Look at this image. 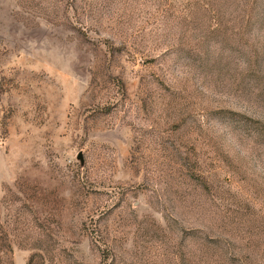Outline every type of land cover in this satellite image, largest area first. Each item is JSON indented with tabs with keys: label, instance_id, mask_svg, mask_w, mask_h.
Wrapping results in <instances>:
<instances>
[{
	"label": "rangeland",
	"instance_id": "374dc122",
	"mask_svg": "<svg viewBox=\"0 0 264 264\" xmlns=\"http://www.w3.org/2000/svg\"><path fill=\"white\" fill-rule=\"evenodd\" d=\"M0 264H264V0H0Z\"/></svg>",
	"mask_w": 264,
	"mask_h": 264
}]
</instances>
